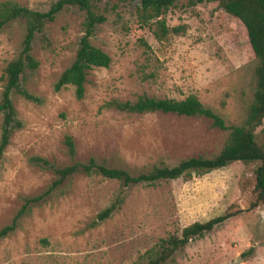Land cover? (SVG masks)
<instances>
[{"label":"rangeland","instance_id":"1","mask_svg":"<svg viewBox=\"0 0 264 264\" xmlns=\"http://www.w3.org/2000/svg\"><path fill=\"white\" fill-rule=\"evenodd\" d=\"M10 1L45 12L54 0ZM141 5V0L100 2L107 21L92 42L112 63L89 72L81 100L73 87L56 92L55 84L75 59L84 13H61L47 24L44 36L36 37L33 56L40 67L25 76L23 86L39 101L13 95L22 127L14 131L0 162V228L27 198L42 194L56 179L32 164L31 157L59 167L71 163L67 136L75 141L78 161L96 158L135 175L162 163L175 166L187 158L215 156L228 136L206 118L130 114L106 108L108 102L196 95L229 124L245 120L255 56L244 25L217 2L193 6L179 0L159 19L182 32L159 41L158 19L143 25ZM23 35L18 23L0 31V99L4 68L17 56ZM1 121L0 114V126ZM258 132L264 144V124ZM247 179H252V167L235 163L203 176L136 185L119 212L89 228L121 184L100 175H77L65 194L35 206L12 236L0 240V264H137L160 239L238 208L245 211L190 242L172 264H235L238 257L239 264H264V206L247 211L251 194L242 186Z\"/></svg>","mask_w":264,"mask_h":264},{"label":"trees","instance_id":"2","mask_svg":"<svg viewBox=\"0 0 264 264\" xmlns=\"http://www.w3.org/2000/svg\"><path fill=\"white\" fill-rule=\"evenodd\" d=\"M103 0H54L47 11L34 10L19 3L0 1V31L18 23L23 27L24 35L17 56L4 68L2 81L4 90L0 99L1 136L0 162L10 145L15 130L22 127L17 118L13 95L18 94L27 100L38 102L39 99L26 90L23 80L29 72L40 67V62L33 56L34 41L38 35L44 36L46 26L70 9L84 13L83 35L80 38L77 53L73 62L61 74L55 84L56 92L69 87L75 90L76 98L81 100L86 94V83L89 72L94 68H108L112 63L111 56L92 42L100 25L107 21L100 2ZM179 0H141L138 8L143 25L152 19H158L155 35L159 41L168 36L180 34L182 27H168L165 20L159 19ZM196 6L205 2H217L218 6L229 15L238 19L245 27L250 46L255 56L252 94L248 105L247 116L241 124L231 125L213 108L206 106L196 95L184 100L170 98L141 97L136 102L111 101L106 108L116 109L130 114H147L160 112L184 117L206 118L212 121L215 128L228 132V136L215 156H198L181 160L175 166L165 163L154 165L140 174H133L124 167H112L96 158L87 162L76 159V144L72 136L66 137L68 156L71 163L59 167L46 158L31 157L35 166L51 171L56 179L42 194L25 200L13 220L0 228V240L12 236L19 228L21 220L31 213L35 206L44 204L57 194H65L69 183L77 175H100L105 179L116 180L121 190L112 203L102 210L97 220L89 225L96 227L112 218L120 211L127 198L128 190L136 185L154 186L162 181H173L179 178L203 176L215 170L224 169L235 163L252 167V179L243 183V188L250 191V205L247 211L264 206V144L259 139V129L264 124V0H189ZM148 47L147 43H144ZM149 50H151L148 47ZM245 210H227L225 213L204 222H195L182 229L180 233L160 239L151 249L140 257L137 264H172L176 255L183 251L190 242L202 239L216 229L221 228L230 219Z\"/></svg>","mask_w":264,"mask_h":264},{"label":"water","instance_id":"3","mask_svg":"<svg viewBox=\"0 0 264 264\" xmlns=\"http://www.w3.org/2000/svg\"><path fill=\"white\" fill-rule=\"evenodd\" d=\"M242 261V257H238V259L236 260L235 264H239Z\"/></svg>","mask_w":264,"mask_h":264}]
</instances>
